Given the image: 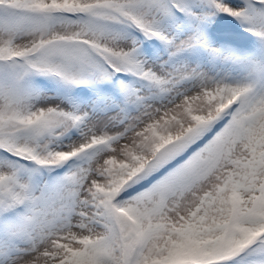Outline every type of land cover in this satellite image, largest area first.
Returning a JSON list of instances; mask_svg holds the SVG:
<instances>
[{"label": "snow or ice", "instance_id": "snow-or-ice-1", "mask_svg": "<svg viewBox=\"0 0 264 264\" xmlns=\"http://www.w3.org/2000/svg\"><path fill=\"white\" fill-rule=\"evenodd\" d=\"M0 264H264V0H0Z\"/></svg>", "mask_w": 264, "mask_h": 264}]
</instances>
